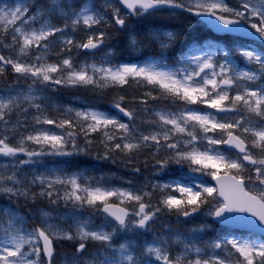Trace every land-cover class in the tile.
<instances>
[{
	"label": "snow or ice",
	"instance_id": "obj_1",
	"mask_svg": "<svg viewBox=\"0 0 264 264\" xmlns=\"http://www.w3.org/2000/svg\"><path fill=\"white\" fill-rule=\"evenodd\" d=\"M0 198V264H264V0H0Z\"/></svg>",
	"mask_w": 264,
	"mask_h": 264
},
{
	"label": "bare ground",
	"instance_id": "obj_2",
	"mask_svg": "<svg viewBox=\"0 0 264 264\" xmlns=\"http://www.w3.org/2000/svg\"><path fill=\"white\" fill-rule=\"evenodd\" d=\"M163 23V22H162ZM164 24V23H163ZM150 25V24H149ZM166 26H168L167 24H164ZM177 29H179L181 26H175ZM198 28L197 31L200 32L202 30H199L200 28L199 27H196ZM168 30H173L175 31L172 27ZM189 32V31H188ZM193 31H190L189 35H188V39L184 38L182 39L181 43H183L182 45L178 44V47H183L184 45L188 44V43H191L192 39L190 38V34H192ZM187 33V32H186ZM117 36L119 37V40L117 42V46L119 48H122V49H125L126 50V53L125 55L131 53V51H129L127 49V40L126 38L123 36V35H120V34H116V36H114V38L108 42V44L113 48V43L112 41L115 40L117 38ZM189 40V42H187ZM116 53L119 54V52L116 50ZM61 93H65L63 92V90L61 91ZM61 93H56L54 94L55 96H57L56 99L58 100H62L64 102L68 101L65 99L64 96H61ZM91 94L90 92H87V91H77V92H71L70 95H73V96H81L84 100L86 101H89L93 104H99V103H102L103 99L104 98H92L91 97ZM87 159L89 161H86V162H80L78 164V169L80 170H87L90 174L92 175H96L98 176L99 175V172H102L104 176H107V177H110L114 180L115 183L117 184H121L124 182V180H122L121 178H124V179H127L129 177L133 178L134 180V183H138L139 181H141V179H139L140 177L139 176H136V177H133V174L128 170V169H125L124 167L118 165L116 167H109L107 169H103L102 167H97V165H94V167L91 166L93 159L94 158H90V157H87ZM112 164V163H110ZM92 168H94L95 170H93Z\"/></svg>",
	"mask_w": 264,
	"mask_h": 264
},
{
	"label": "rangeland",
	"instance_id": "obj_3",
	"mask_svg": "<svg viewBox=\"0 0 264 264\" xmlns=\"http://www.w3.org/2000/svg\"><path fill=\"white\" fill-rule=\"evenodd\" d=\"M2 2H8V0H2ZM153 23V21L151 22V20L150 21H145L144 22V24L145 25H149V24H152ZM181 21H179V20H177V21H173V23H168L167 25L168 26H166L167 27V29H170L171 27L174 29V30H177V28L175 27V26H181ZM186 23V22H185ZM198 27V26H197ZM200 28V27H199ZM202 29V28H201ZM205 31L203 30V32H201L200 31V33H199V35H198V37H193V35L192 34H190V38L191 39H199L200 37L202 38V39H213V38H209V36H206V35H202V33H204ZM202 35V36H201ZM217 40H221V39H217ZM181 43V41L180 42H178V44H180ZM183 43H181L180 45H182ZM112 48V47H111ZM113 50V49H112ZM104 53L103 52H100V53H98V56H97V58H99V56H102ZM114 56H115V51L113 50V59H114ZM139 56V55H138ZM116 61V60H115ZM119 62V61H118ZM241 66H243V64L241 65ZM63 92H65V93H61V96H64L65 97V99L66 100H68V101H66V102H64V101H62V100H58L57 99V101L60 103V104H64V105H70V106H74V107H87V106H89V105H95V106H97V104H93V103H91V102H89V101H86V100H84L81 96H73V95H70V93L71 92H77V91H70V90H63ZM92 95V94H91ZM55 96V95H54ZM55 98H57V96H55ZM84 157H90V158H93V157H91V156H81V157H77L76 158V160H78V159H81L82 161H84ZM56 159H58V158H56ZM47 164H48V166H52L53 164H54V159L53 158H49L48 159V161H47ZM73 170V169H72ZM100 175H103V173L102 172H99V175L98 176H100ZM140 178L139 179H141V181H139V182H142L144 179H145V177H148V178H151V174L150 173H148V172H144V174L143 175H141V176H139ZM138 182V183H139ZM136 183V182H135ZM0 203H6V201H4L2 198H0ZM35 206H31V205H29L28 207H25L22 203H21V206H20V210H21V212L23 213V214H25V215H28L29 214V208H34ZM40 207H43L46 211H51L52 213H53V215H56L57 213H62V212H64L65 211V209L63 208V206H60V207H55V206H49V205H47V204H44V203H42L41 205H40ZM32 215H36V213L33 211L32 212ZM189 227H191V225H188Z\"/></svg>",
	"mask_w": 264,
	"mask_h": 264
},
{
	"label": "trees",
	"instance_id": "obj_4",
	"mask_svg": "<svg viewBox=\"0 0 264 264\" xmlns=\"http://www.w3.org/2000/svg\"><path fill=\"white\" fill-rule=\"evenodd\" d=\"M151 22H152V21H151ZM163 23H164V24H168V23H173V21H172V22H169V21H167V20H164ZM197 29H198V28H195L193 32H194V33H195V32H198ZM199 30H202L201 32H203V28H202V29L200 28ZM204 31H205V32L202 33V35L212 36V34H211V32H210L209 30H204ZM189 33H190V31L187 32V33H185L184 38L188 39V35H189ZM198 33H199V32H198ZM115 36H116V35H115ZM118 40H119V37L117 36V38H116L115 40L112 41L113 46H114V48H115V51L117 50V51L119 52V54L116 53V59H115V60H117V61L126 60V57L128 56V54L125 55L126 50H125V49H122V48H119V47L117 46V42H118ZM187 42H189V40H188ZM91 97H92L93 99H94V98H97V97L94 96L93 94L91 95ZM97 107H100V108H106V107H108L107 99L104 98L103 101H102V103L97 104ZM93 161H94V162H92V164H91L92 167H94V165H97V167H102L104 170L107 169V168H109V167H116V166H118V164H117V165L110 164V162H107V161L96 160V159H93ZM92 169L95 170L94 168H92Z\"/></svg>",
	"mask_w": 264,
	"mask_h": 264
},
{
	"label": "water",
	"instance_id": "obj_5",
	"mask_svg": "<svg viewBox=\"0 0 264 264\" xmlns=\"http://www.w3.org/2000/svg\"><path fill=\"white\" fill-rule=\"evenodd\" d=\"M216 35H220V36H223V34H219V33H215Z\"/></svg>",
	"mask_w": 264,
	"mask_h": 264
}]
</instances>
